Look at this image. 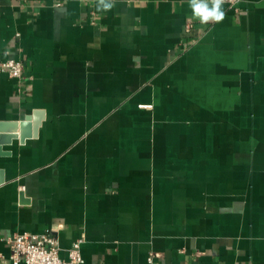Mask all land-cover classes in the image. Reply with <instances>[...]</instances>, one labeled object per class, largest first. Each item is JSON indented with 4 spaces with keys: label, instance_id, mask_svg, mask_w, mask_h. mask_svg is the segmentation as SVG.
I'll return each mask as SVG.
<instances>
[{
    "label": "crops",
    "instance_id": "0c3cea01",
    "mask_svg": "<svg viewBox=\"0 0 264 264\" xmlns=\"http://www.w3.org/2000/svg\"><path fill=\"white\" fill-rule=\"evenodd\" d=\"M224 9L0 0V264L45 231L83 264H264V0Z\"/></svg>",
    "mask_w": 264,
    "mask_h": 264
},
{
    "label": "built area",
    "instance_id": "2783aa9c",
    "mask_svg": "<svg viewBox=\"0 0 264 264\" xmlns=\"http://www.w3.org/2000/svg\"><path fill=\"white\" fill-rule=\"evenodd\" d=\"M240 0H228L225 4L233 7ZM23 62L17 58L0 60V73L20 81L23 76ZM8 264H83L80 241L74 242L67 250V258L59 255V247L46 231L41 233H16L9 239ZM157 254L150 252L147 264H153Z\"/></svg>",
    "mask_w": 264,
    "mask_h": 264
},
{
    "label": "clouds",
    "instance_id": "9594fccd",
    "mask_svg": "<svg viewBox=\"0 0 264 264\" xmlns=\"http://www.w3.org/2000/svg\"><path fill=\"white\" fill-rule=\"evenodd\" d=\"M117 0H96L97 11L107 12L113 9ZM228 0H187L194 19L201 24L221 22L225 18V3Z\"/></svg>",
    "mask_w": 264,
    "mask_h": 264
},
{
    "label": "water",
    "instance_id": "95a60500",
    "mask_svg": "<svg viewBox=\"0 0 264 264\" xmlns=\"http://www.w3.org/2000/svg\"><path fill=\"white\" fill-rule=\"evenodd\" d=\"M11 130L12 132L14 131L16 124H10ZM15 135V134H14ZM12 137H16V136H5V135H0V145H2L3 143H8L9 139ZM0 154H1V150H0Z\"/></svg>",
    "mask_w": 264,
    "mask_h": 264
}]
</instances>
